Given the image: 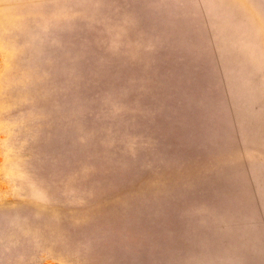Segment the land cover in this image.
<instances>
[{
    "label": "rangeland",
    "instance_id": "1",
    "mask_svg": "<svg viewBox=\"0 0 264 264\" xmlns=\"http://www.w3.org/2000/svg\"><path fill=\"white\" fill-rule=\"evenodd\" d=\"M49 1L0 0V264H264V0Z\"/></svg>",
    "mask_w": 264,
    "mask_h": 264
},
{
    "label": "crops",
    "instance_id": "2",
    "mask_svg": "<svg viewBox=\"0 0 264 264\" xmlns=\"http://www.w3.org/2000/svg\"><path fill=\"white\" fill-rule=\"evenodd\" d=\"M60 0H50L51 3H57ZM64 9H58V8H49V9H32V11H63Z\"/></svg>",
    "mask_w": 264,
    "mask_h": 264
}]
</instances>
